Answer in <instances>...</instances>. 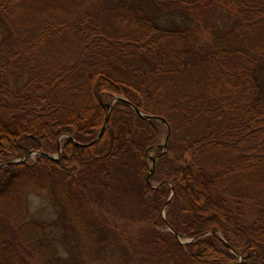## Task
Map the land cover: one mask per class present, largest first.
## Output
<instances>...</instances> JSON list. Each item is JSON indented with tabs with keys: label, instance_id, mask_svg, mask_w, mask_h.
I'll return each mask as SVG.
<instances>
[{
	"label": "trees",
	"instance_id": "trees-1",
	"mask_svg": "<svg viewBox=\"0 0 264 264\" xmlns=\"http://www.w3.org/2000/svg\"><path fill=\"white\" fill-rule=\"evenodd\" d=\"M195 1L0 0V165L37 152L0 167V264H66L32 193L84 264H264V0L205 37ZM115 96L167 125L117 101L88 144Z\"/></svg>",
	"mask_w": 264,
	"mask_h": 264
},
{
	"label": "rangeland",
	"instance_id": "rangeland-1",
	"mask_svg": "<svg viewBox=\"0 0 264 264\" xmlns=\"http://www.w3.org/2000/svg\"><path fill=\"white\" fill-rule=\"evenodd\" d=\"M232 3L231 0L195 1L193 6L183 11L187 13L186 15L181 12L176 20H186V24L197 27L200 36L208 35L216 23L230 20ZM154 154V151L151 152V155ZM151 183L155 185L157 181L151 179ZM28 210L31 220L41 222L46 226V233L50 236L53 247L64 258L66 264H84V257L80 255V245L83 243L81 236L72 228L68 229L65 226L56 207L45 194L32 193L28 199ZM166 211L167 208L163 211V216L167 214Z\"/></svg>",
	"mask_w": 264,
	"mask_h": 264
},
{
	"label": "water",
	"instance_id": "water-1",
	"mask_svg": "<svg viewBox=\"0 0 264 264\" xmlns=\"http://www.w3.org/2000/svg\"><path fill=\"white\" fill-rule=\"evenodd\" d=\"M117 101H124V102H127V104H128L130 107H132V108L136 111V113H138V115H139L141 118H143V119H146V120L157 119V120H160L161 122H163V123H165V124L167 125V122H166V119H165V118L160 117V116H155V115L144 114V113L140 112V110H139L136 106H134L133 104H131L130 102H128V101H127L126 99H124L123 97H121V96H115V97H113V98L111 99V101L107 104V107H108V113H107V117H106V119H105V122H104V125H103L101 131L99 132L98 136H97V137H96L91 143H88V144H92V143H94L97 139H99V138L101 137V135L103 134V132H104V130H105V127H106V124H107V120H108V116H109V113H110L111 107H112V105H113L115 102H117ZM168 131H169V128H168ZM167 139H168V136H167ZM167 139H166V142H167ZM166 142L163 143V144L158 145L157 148H162V147H164V146L166 145ZM81 145H82V144H81ZM36 153H37V152H30V153H27L26 155H24L23 158H19V159L11 160V161H9V162H7V163H5V164H1L0 167H4V166H7V165H11V164H13V163L23 162V161H25V159H26L29 155H35ZM41 154H43V155H45V156H47V157H50V158H52V159H57V158H59V156H60V154H61V148H59V152H58L57 155H55V156H54V155H49V154H46V153H41ZM156 158H157V157L151 156L152 167H151V170L149 171V173H148V175H147V181H148L150 184H151V182H150V178L153 176V172H154L153 167H154V165H155ZM172 195H173V191H172V193H171V195H170V197H169V199H168V201L166 202L165 205L168 204V202H169V200H170V198H171ZM162 216H163V211H162ZM163 217H164V216H163ZM164 221H165L166 225L168 226V230L172 231V232L176 235V237H177V239H178V241H179L180 243H187V242H190V241H191V239H184V240L181 239L180 236H179L175 231H173V229L169 226V224L166 222L165 218H164ZM206 235H213V236H215V237H218L223 243H225V245L230 249L231 252L235 253V254L240 258V256H239V255H238V254H237V253H236V252H235V251L229 246V244L226 242V240L222 237L221 234H219V233H214V232H212V231H209V232H205V233L201 234L200 236H206Z\"/></svg>",
	"mask_w": 264,
	"mask_h": 264
}]
</instances>
